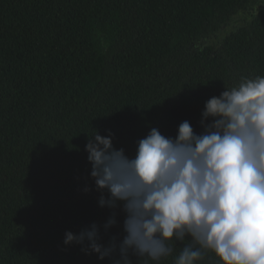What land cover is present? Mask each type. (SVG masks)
Segmentation results:
<instances>
[{"label": "trees", "instance_id": "trees-1", "mask_svg": "<svg viewBox=\"0 0 264 264\" xmlns=\"http://www.w3.org/2000/svg\"><path fill=\"white\" fill-rule=\"evenodd\" d=\"M257 76L264 0H0V264H114L118 247L100 260L64 244L93 222L105 246L126 235L123 211L99 206L89 136L110 130L135 157L152 127L201 133L206 101ZM169 243L147 264L192 242ZM195 264L224 262L205 250Z\"/></svg>", "mask_w": 264, "mask_h": 264}, {"label": "clouds", "instance_id": "clouds-1", "mask_svg": "<svg viewBox=\"0 0 264 264\" xmlns=\"http://www.w3.org/2000/svg\"><path fill=\"white\" fill-rule=\"evenodd\" d=\"M202 117L199 134L187 120L175 137L152 127L135 157L114 147L110 130L89 136L85 150L99 206L123 211L126 235L105 246L93 222L78 234L66 231L64 244H80L100 260L118 247L114 264H132L131 250L147 264L172 254L169 241L187 238L192 243L174 264H195L205 250L224 264H264V76L211 97ZM116 216L113 211L106 231Z\"/></svg>", "mask_w": 264, "mask_h": 264}]
</instances>
